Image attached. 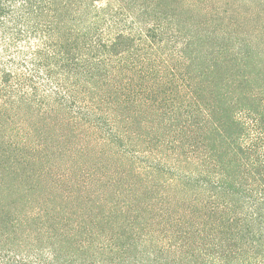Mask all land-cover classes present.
I'll list each match as a JSON object with an SVG mask.
<instances>
[{
  "label": "trees",
  "instance_id": "1",
  "mask_svg": "<svg viewBox=\"0 0 264 264\" xmlns=\"http://www.w3.org/2000/svg\"><path fill=\"white\" fill-rule=\"evenodd\" d=\"M173 1L0 0V156L44 172L83 153L62 134L49 154L37 133L57 123L129 169L94 168V220L40 207L43 228L72 231H46L37 255L1 246L0 264H264V59L216 30L190 34L181 59L154 56L148 33L178 16ZM66 194L81 208L87 191Z\"/></svg>",
  "mask_w": 264,
  "mask_h": 264
},
{
  "label": "rangeland",
  "instance_id": "2",
  "mask_svg": "<svg viewBox=\"0 0 264 264\" xmlns=\"http://www.w3.org/2000/svg\"><path fill=\"white\" fill-rule=\"evenodd\" d=\"M173 5L177 8L178 16L163 25L161 33L152 31L148 33L151 37H155L151 38L153 43L152 50L150 49V53L154 56L161 59H181V50L192 40L190 34L198 30L202 33H205V30L207 32L216 30L224 35L231 34L238 37L239 41L246 40L250 36L259 46L257 59L260 57L264 59V0H174ZM159 10L162 13L167 11L162 6ZM202 24H207L206 28ZM223 44L231 46L228 40ZM226 59L233 57L229 55ZM57 126L58 124L54 123L49 127H43L42 132L37 133L38 137L45 135L44 138L48 139V146L51 149L49 154L58 147L56 140L62 134L65 138L61 144L59 143L62 149L75 145L84 148V152L74 158H69L67 155L59 156L58 153L52 154L49 163L53 165L51 166L53 169L48 171L46 169V173L42 171L45 168L42 165H26L25 168H21H28L25 172H18L19 169L17 170L13 162H8L2 157L5 153L0 147L2 153L0 154L2 155L0 156V247L20 253L27 251L31 256L37 255L39 250L48 249L55 242L49 241L46 231L55 233L56 238H59L62 234L72 231V224L60 226L59 232L53 228V223H50L48 228H43L37 216L40 207L45 211L48 209L51 218L55 216L53 208L56 204L64 213H69L71 216L72 212L75 213L73 221L76 223L94 220V213L98 214L94 212V168L96 171L108 174L111 180H124L121 173L129 172V169L126 171L119 169L121 162L113 157L111 151L105 149L104 154H99L101 147H97L99 149L97 150L94 143L83 139L84 137H77L69 130L62 129L60 125L61 128L57 129ZM67 142H71L72 145L68 147ZM71 163L76 167L74 170L69 168ZM83 169H87L91 176L83 173ZM41 173H44V178L39 177ZM64 173L65 178L60 179L59 176H63ZM99 177L97 176V179ZM80 189L86 190L87 194L85 199H81V208H78L75 203L65 199V194L69 191L79 192ZM112 197L109 196L107 200H111ZM102 206H105V203ZM26 217L29 218L27 225L15 227L17 221L20 222ZM61 217L64 215L61 214ZM114 218L112 217V220L117 224L119 221ZM43 230L45 234L40 233ZM78 244L77 239L76 245L70 244L72 247L69 251L76 249ZM56 249L60 250L61 247L56 246ZM65 249L67 250V247L62 250Z\"/></svg>",
  "mask_w": 264,
  "mask_h": 264
}]
</instances>
